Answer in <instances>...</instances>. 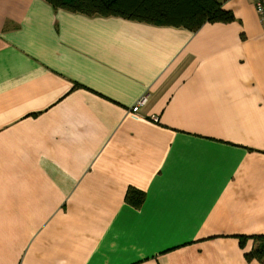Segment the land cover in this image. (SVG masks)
I'll use <instances>...</instances> for the list:
<instances>
[{"label": "crops", "instance_id": "crops-1", "mask_svg": "<svg viewBox=\"0 0 264 264\" xmlns=\"http://www.w3.org/2000/svg\"><path fill=\"white\" fill-rule=\"evenodd\" d=\"M220 1L195 32L0 0V264H261L264 23Z\"/></svg>", "mask_w": 264, "mask_h": 264}, {"label": "trees", "instance_id": "trees-1", "mask_svg": "<svg viewBox=\"0 0 264 264\" xmlns=\"http://www.w3.org/2000/svg\"><path fill=\"white\" fill-rule=\"evenodd\" d=\"M54 7L88 16L122 17L157 26H172L198 31L207 23L225 18L220 0H46ZM145 200L141 190L130 188L126 203L140 208ZM253 239L255 247L246 255L248 261L264 264V236L241 237V245Z\"/></svg>", "mask_w": 264, "mask_h": 264}, {"label": "built area", "instance_id": "built-area-1", "mask_svg": "<svg viewBox=\"0 0 264 264\" xmlns=\"http://www.w3.org/2000/svg\"><path fill=\"white\" fill-rule=\"evenodd\" d=\"M254 5H255V7L257 9L258 14L260 15V18H261L262 22L264 23V0H254ZM146 102H147V98L146 97L141 99L138 102L137 106L133 108V112L134 113L139 112L140 108L142 106H144L146 104Z\"/></svg>", "mask_w": 264, "mask_h": 264}]
</instances>
